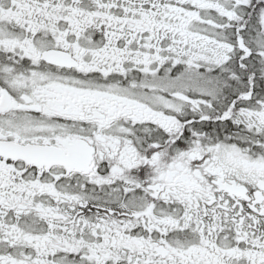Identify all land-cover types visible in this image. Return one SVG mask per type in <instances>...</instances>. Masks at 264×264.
<instances>
[{
  "label": "flooded vegetation",
  "instance_id": "af4514ba",
  "mask_svg": "<svg viewBox=\"0 0 264 264\" xmlns=\"http://www.w3.org/2000/svg\"><path fill=\"white\" fill-rule=\"evenodd\" d=\"M202 11L0 0V264H264V165L218 159L221 142L262 149L252 120L244 131L206 114L201 92L153 87L190 72L189 50L175 64L174 36L188 46ZM238 56L248 75L216 82V103L230 97L235 110L247 92L263 128L264 66Z\"/></svg>",
  "mask_w": 264,
  "mask_h": 264
},
{
  "label": "rangeland",
  "instance_id": "374dc122",
  "mask_svg": "<svg viewBox=\"0 0 264 264\" xmlns=\"http://www.w3.org/2000/svg\"><path fill=\"white\" fill-rule=\"evenodd\" d=\"M197 3V6H203L204 11L199 13L200 17L203 19L200 23H194L190 25V29L196 32H200L204 41V47L202 50L204 54L201 57L194 56L196 59L190 60L189 68L190 72L186 74H175L172 79L170 78H158L155 80L153 87L163 90H179L185 87H189L192 93L201 92L209 97L207 100L208 104L206 109L209 110L214 107L213 101H217V97L222 94V90L215 86L216 82L227 79L230 82L234 81V77H244L243 70H239L237 67H243L244 61L241 62L240 66L235 63V55H239L240 60H246L247 58L253 57L247 56L245 51L241 48L248 45L249 48L252 47L255 53L258 52L264 59V9L261 11L259 18L260 25H257L256 21L254 25L250 23L244 28V33L241 34L240 29L235 30L234 21L239 14L244 13L247 2L249 0H190ZM254 13V11H252ZM254 17V15H253ZM258 28V29H256ZM242 43V46L240 45ZM240 49V50H239ZM250 51V50H249ZM233 65V66H232ZM203 66L206 69L204 71H199L198 67ZM237 66V67H236ZM264 66V65H263ZM215 67L221 69L220 73L213 74ZM230 67V68H229ZM264 68V67H263ZM227 70V74L222 75V71ZM264 71V70H263ZM238 72V73H237ZM216 76V77H215ZM251 78L253 77L250 74ZM264 77V76H263ZM252 80V79H251ZM238 85H233L237 87L239 91L245 88V82L240 79ZM252 85L255 83L251 81ZM235 90V89H231ZM250 98L247 92L240 95L238 98H243V100L238 101L236 109H233L232 105H228L229 113L231 114V119L237 121L239 127H243L246 131L250 129V123L248 120H254L261 125V122L254 114V110H259L256 107L255 101L246 102L245 98ZM254 98H252L253 100ZM162 102H166L163 100ZM206 102V104H207ZM231 108V109H230ZM247 109L249 112H247ZM250 113V116L249 114ZM257 139V144L264 146V133L251 129V134ZM239 137L244 138V135H239ZM260 142V143H259ZM218 159L222 163H230L232 165H264V148L263 150H254L251 154L245 153L244 147L235 145L234 143L221 142L220 148L218 149Z\"/></svg>",
  "mask_w": 264,
  "mask_h": 264
},
{
  "label": "trees",
  "instance_id": "16d2710c",
  "mask_svg": "<svg viewBox=\"0 0 264 264\" xmlns=\"http://www.w3.org/2000/svg\"><path fill=\"white\" fill-rule=\"evenodd\" d=\"M263 9H264V0H249L248 6L245 8L244 13H242L241 15H239V20L235 23L236 29L245 27L244 15L246 13H248V12L249 13H252V11H254V18L256 19L257 25H260L259 18H260V15H261V11ZM256 29H258V28H256ZM160 44L161 43L159 42L158 45H160ZM190 45H193L192 42H191ZM186 49H187V46H185L181 42H178L176 36H174V42H173V50H174V53H175L174 56H177L176 53L181 52V51L186 50ZM191 49H193V48L191 47ZM235 54H234V57H235ZM253 54H254L253 57L256 58V59H258L261 62V64L264 65V59L261 57V55L258 52L255 53L254 49L252 50V54L251 55H253ZM178 60H181V59H178ZM242 73H244L243 75H248L244 71H242ZM220 74H221V72H220ZM225 74H227V72L222 71V75L224 76ZM254 75H255V78H256L255 79V82L264 83V80L258 78V77H261V75L264 76V72H262V74L260 72H257ZM262 86L264 87V84H262ZM255 90L256 91H261L262 88H255ZM230 100H231V98L229 97L227 99V101H220L218 103V106L221 107L222 110H225V109L228 108V105H230ZM229 123H230V121H229ZM229 123H227V122H222L221 123L222 124V127H221V135L220 136L222 137V139L223 138H227V137L224 136L226 134L231 135V127H230V124ZM223 125H226V130L227 131L223 128ZM211 129L214 130L215 127L213 126Z\"/></svg>",
  "mask_w": 264,
  "mask_h": 264
}]
</instances>
